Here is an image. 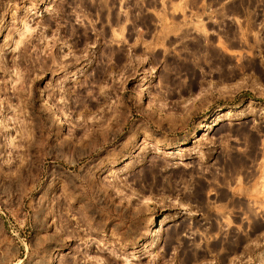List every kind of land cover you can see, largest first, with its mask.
<instances>
[{
	"label": "rangeland",
	"instance_id": "1",
	"mask_svg": "<svg viewBox=\"0 0 264 264\" xmlns=\"http://www.w3.org/2000/svg\"><path fill=\"white\" fill-rule=\"evenodd\" d=\"M0 264H264V0H0Z\"/></svg>",
	"mask_w": 264,
	"mask_h": 264
},
{
	"label": "bare ground",
	"instance_id": "2",
	"mask_svg": "<svg viewBox=\"0 0 264 264\" xmlns=\"http://www.w3.org/2000/svg\"><path fill=\"white\" fill-rule=\"evenodd\" d=\"M210 125V124H209Z\"/></svg>",
	"mask_w": 264,
	"mask_h": 264
}]
</instances>
